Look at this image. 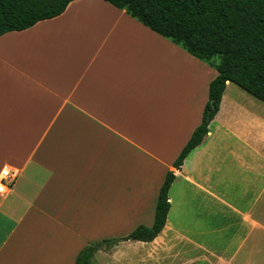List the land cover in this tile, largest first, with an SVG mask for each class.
<instances>
[{
	"label": "crops",
	"instance_id": "1",
	"mask_svg": "<svg viewBox=\"0 0 264 264\" xmlns=\"http://www.w3.org/2000/svg\"><path fill=\"white\" fill-rule=\"evenodd\" d=\"M213 69L105 0L0 35V170L15 173L0 264H75L106 241L91 264H124V249L135 264H264V103L227 81L201 143L172 166ZM168 170L164 227L125 240L152 224Z\"/></svg>",
	"mask_w": 264,
	"mask_h": 264
},
{
	"label": "trees",
	"instance_id": "2",
	"mask_svg": "<svg viewBox=\"0 0 264 264\" xmlns=\"http://www.w3.org/2000/svg\"><path fill=\"white\" fill-rule=\"evenodd\" d=\"M72 0H0V35L26 29L60 14ZM216 70L210 80L200 123L172 162L179 168L199 145L219 109L226 82L264 103V0H105ZM168 170L159 188L153 222L138 225L125 240L151 241L169 210ZM97 243L83 248L75 264H91Z\"/></svg>",
	"mask_w": 264,
	"mask_h": 264
},
{
	"label": "rangeland",
	"instance_id": "3",
	"mask_svg": "<svg viewBox=\"0 0 264 264\" xmlns=\"http://www.w3.org/2000/svg\"><path fill=\"white\" fill-rule=\"evenodd\" d=\"M193 57V56H192ZM208 65V64H207ZM209 66V65H208ZM210 67V69H213V67H211V66H209ZM214 70V69H213ZM206 79H207V77H206ZM233 87H235L236 89H240L239 87H237V85L235 86H233ZM177 211L175 210V207H173V209H172V211H171V213H170V218L172 219V220H174V221H177L178 220V222H179V217L178 218H176L177 216ZM114 245V243L112 242V241H106V242H100V243H97V247H101V246H104V247H108V248H111L112 246ZM96 251V250H95ZM123 253H124V264H135L134 263V258L132 259V258H128V256H127V250H123ZM131 256H132V253H131ZM133 257V256H132ZM97 260L99 261V258H97ZM133 261V262H132ZM105 263H107V264H117L116 262H115V260H114V258H112V257H109L108 258V260H105V259H103V264H105ZM123 263V262H122Z\"/></svg>",
	"mask_w": 264,
	"mask_h": 264
},
{
	"label": "built area",
	"instance_id": "4",
	"mask_svg": "<svg viewBox=\"0 0 264 264\" xmlns=\"http://www.w3.org/2000/svg\"><path fill=\"white\" fill-rule=\"evenodd\" d=\"M15 173H11L7 168L0 170V196H3L7 189L10 187L9 184L14 179Z\"/></svg>",
	"mask_w": 264,
	"mask_h": 264
}]
</instances>
